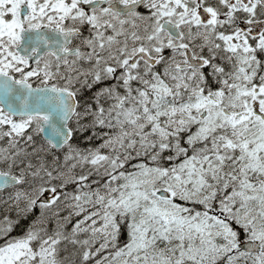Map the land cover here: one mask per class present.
<instances>
[{"label": "snow or ice", "instance_id": "snow-or-ice-1", "mask_svg": "<svg viewBox=\"0 0 264 264\" xmlns=\"http://www.w3.org/2000/svg\"><path fill=\"white\" fill-rule=\"evenodd\" d=\"M0 264H264V0H0Z\"/></svg>", "mask_w": 264, "mask_h": 264}]
</instances>
